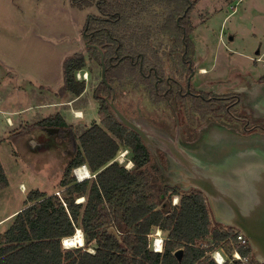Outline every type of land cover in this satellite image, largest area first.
<instances>
[{
	"label": "trees",
	"instance_id": "16d2710c",
	"mask_svg": "<svg viewBox=\"0 0 264 264\" xmlns=\"http://www.w3.org/2000/svg\"><path fill=\"white\" fill-rule=\"evenodd\" d=\"M197 1L70 0V3L78 9L95 5L101 14L113 18H132L124 22L115 20L114 24L120 28L106 22L107 31L93 37L105 55L106 81L116 86L123 81L120 65L127 58L123 57L118 64V58L112 57V63L107 58L116 49L130 50L129 33L133 31L134 19H141L142 25L148 26L150 17H176L188 8L184 18L190 27L189 13ZM94 57L99 60L98 50H94ZM85 64L84 55L78 52L64 59L60 96L71 93L76 97L84 91L85 82L76 80L75 73ZM100 85L105 91V83ZM94 98L99 102V122H93L78 135L59 113L33 124H22L11 134L17 150H22L23 140L28 142L34 131L44 135L53 130L60 137L62 144H52L62 148L57 151L61 161L60 189L28 193L27 202L0 231V264H217L211 253L224 248L230 258L233 251L240 255V259H226L224 264H260L248 242H237L234 228L214 221L202 192L195 189L184 192L164 184L140 137L116 119L103 95L95 92ZM121 147L130 152L133 162L130 169L114 160ZM82 164L95 176L78 182L72 171ZM6 184L0 161V188ZM173 194L179 196L176 204H172ZM81 197L83 201H77ZM76 229L82 231L83 246L64 247L62 240L74 235ZM155 229L166 234L162 251H153L149 246L148 236ZM177 249H182L180 260L174 255Z\"/></svg>",
	"mask_w": 264,
	"mask_h": 264
},
{
	"label": "rangeland",
	"instance_id": "374dc122",
	"mask_svg": "<svg viewBox=\"0 0 264 264\" xmlns=\"http://www.w3.org/2000/svg\"><path fill=\"white\" fill-rule=\"evenodd\" d=\"M90 12L96 13L95 7L78 9L70 0H0V161L7 177V184L0 188V218L22 207L31 190L49 193L60 189L61 161L57 151L62 148L52 146L61 141L60 137L53 130L44 135L34 131L28 142L23 140L22 150H17L11 134L23 123L37 122L63 111L64 106L58 103L65 98L57 93L62 81V62L68 55L83 49L82 33ZM189 15L194 24L192 34L200 43L213 40L218 45L219 42V68L214 70L218 75L225 76L238 67L253 74L263 71L264 56L256 63L253 58L258 46L264 51V0H198ZM224 31L234 32L236 39L221 44L218 36ZM81 53L86 60L83 69L90 76L84 81V96L73 107L81 108L84 114L66 120L77 135L99 121V102L93 93L105 95L94 52L88 49ZM89 100L91 104L87 103ZM125 149L121 147L119 152ZM129 157L128 150L122 164ZM121 158L118 155L117 159ZM11 216L0 225V231L8 226ZM165 235L161 232L158 237L164 241ZM156 236L154 231L148 236L150 248ZM219 250L226 259L236 258L235 251L230 258L225 248Z\"/></svg>",
	"mask_w": 264,
	"mask_h": 264
},
{
	"label": "flooded vegetation",
	"instance_id": "af4514ba",
	"mask_svg": "<svg viewBox=\"0 0 264 264\" xmlns=\"http://www.w3.org/2000/svg\"><path fill=\"white\" fill-rule=\"evenodd\" d=\"M91 7H95L96 13L87 15L82 33L84 47L77 52L98 50L100 56V47L93 42V37L103 35L102 30L107 31L104 23L120 28L114 24L115 20L124 22L132 18L109 17L101 14L95 5L87 9ZM184 15L185 10L176 17H150L148 26L142 25L141 19H134L133 31L129 33L130 50L116 49L107 58L109 63L112 57L118 58L116 64L123 57L127 60L120 65L123 81L116 86H105L104 99L112 98L127 117H142L182 143L197 140L211 126L264 137V62L263 71L258 74L238 67L225 76L218 75L214 70L219 68V42L218 45L213 40L200 43L192 34L194 24L190 15V27ZM235 39L231 31L218 36L221 44ZM254 56V63L263 60L264 51L258 46ZM98 61L101 73L100 58ZM105 64L107 70L106 61Z\"/></svg>",
	"mask_w": 264,
	"mask_h": 264
},
{
	"label": "water",
	"instance_id": "95a60500",
	"mask_svg": "<svg viewBox=\"0 0 264 264\" xmlns=\"http://www.w3.org/2000/svg\"><path fill=\"white\" fill-rule=\"evenodd\" d=\"M98 49L101 81L109 87ZM105 99L116 119L148 148L160 180L184 192H202L214 221L247 237L254 259L264 264V137L211 126L197 140L182 143L142 117H127L112 98ZM174 255L180 260L182 249Z\"/></svg>",
	"mask_w": 264,
	"mask_h": 264
},
{
	"label": "built area",
	"instance_id": "2783aa9c",
	"mask_svg": "<svg viewBox=\"0 0 264 264\" xmlns=\"http://www.w3.org/2000/svg\"><path fill=\"white\" fill-rule=\"evenodd\" d=\"M75 78L78 81H87L88 71L84 70V69L77 70L75 73ZM127 152H128L127 149L123 150L122 152H119L114 160H116L120 164H122L125 161L124 157L126 156ZM118 155L122 156V158L117 159ZM123 165L125 168L130 169L133 166V162L131 161L130 158H127V162ZM72 174L74 175L76 181H78V182H81L85 179L93 178L95 176V173H92L85 164H82V165L75 167L72 171ZM56 193H58V192H56ZM178 198H179L178 195L172 197V202H173L172 204H176L178 202ZM154 232L157 233V236L154 237V241L152 243L151 248L153 251H162L164 241H163L162 237H158V235L161 233V230L155 229ZM152 233H150V234H152ZM235 234H236V239H237L238 243L244 244V243L248 242L247 237H245L238 230H235ZM62 242L64 244V247L68 246L65 244V238L62 240ZM233 255L236 257V259H240V255L237 251H235L233 253ZM211 256L217 264H224L226 262V258L222 255V253L220 252L219 249L214 250L211 253Z\"/></svg>",
	"mask_w": 264,
	"mask_h": 264
},
{
	"label": "crops",
	"instance_id": "0c3cea01",
	"mask_svg": "<svg viewBox=\"0 0 264 264\" xmlns=\"http://www.w3.org/2000/svg\"><path fill=\"white\" fill-rule=\"evenodd\" d=\"M74 54V53H73ZM69 56V55H68ZM66 58V57H65ZM64 61V60H63ZM63 84V62H62V81H61V85ZM59 87V88H60ZM58 88V90H59ZM86 89V88H85ZM84 89V91L79 95V96H73L71 93H66L63 96H60L59 93L58 95L60 97H64L65 99L63 100V102H59L58 104L64 106V109L62 112H58L64 119L65 121L69 120V117L73 116V117H81L84 113H82V109L81 108H74L73 105L75 102L79 101V99L81 97L84 96L86 90ZM88 104H91V101H87ZM66 106V107H65ZM20 110H18L17 112H19ZM8 122L10 125H13L12 121L7 117ZM99 122V121H98ZM23 123V122H22ZM35 123V121L31 122L30 124ZM24 124V123H23ZM28 124V123H27ZM53 191V190H52ZM23 207V206H22ZM20 207V208H22ZM20 208L16 209L15 211H12L11 213L7 214L6 216H4L3 218H0V225H2L3 223H5L7 220H5L7 217L11 216L13 213L15 214L17 210H19ZM13 216V215H12ZM12 216L9 218L11 219ZM3 221V222H2Z\"/></svg>",
	"mask_w": 264,
	"mask_h": 264
},
{
	"label": "bare ground",
	"instance_id": "6f19581e",
	"mask_svg": "<svg viewBox=\"0 0 264 264\" xmlns=\"http://www.w3.org/2000/svg\"><path fill=\"white\" fill-rule=\"evenodd\" d=\"M66 245L80 246L83 245L82 231L77 229V231L71 237L65 238Z\"/></svg>",
	"mask_w": 264,
	"mask_h": 264
}]
</instances>
